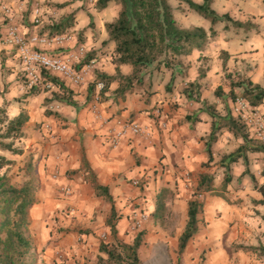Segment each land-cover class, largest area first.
Returning <instances> with one entry per match:
<instances>
[{
  "label": "crops",
  "instance_id": "0c3cea01",
  "mask_svg": "<svg viewBox=\"0 0 264 264\" xmlns=\"http://www.w3.org/2000/svg\"><path fill=\"white\" fill-rule=\"evenodd\" d=\"M36 1L33 2L34 5L31 7L29 17L33 18L36 14L37 20L39 17L40 21L30 26L28 23L24 24L21 31L26 35L36 33V30L38 32L40 23L46 20L49 21L51 18H48V15H52V12L57 13L48 4L42 3L43 5H41ZM110 1L107 2L109 3ZM168 1L173 8L174 17L180 25L189 27L196 24V19L186 4L183 2L171 4L174 0ZM193 1L199 2L200 0ZM214 1L212 0L211 4H214ZM111 2L112 7H115L114 10H111L112 14L115 13L111 18L113 19L117 15L119 4L114 1ZM108 3L106 6H108ZM235 3L234 13H230L229 6H224L221 10L212 7L219 13L227 12L232 18L249 22L251 24L250 28L243 29L240 26H232L230 23H227L226 28H222L221 22L216 23V34L208 38L202 50L194 49L187 55H181L179 62L173 64L171 68H159L162 71L166 69V77L164 72H162L160 75L162 76V82L157 84L158 86L156 87L155 85L151 87V89L155 90L151 95V97H154L153 102L148 98L144 99L140 93L137 101L132 100L130 102V105H132L130 108L125 104V91L123 93L115 91V87L118 85V78L110 81L107 89L99 93L97 100H93V95L90 92L88 93L87 84L92 81L94 70H101L108 74H114L115 72L113 69L114 63L111 60L113 42L103 41L107 35L105 31H102L101 26L98 30L89 28L85 31L86 29H84V36L88 38L82 42H77L73 37V39L62 43L64 44L62 49L76 48L79 45L84 48L85 52L89 51L88 54L91 57H89L88 61L91 62V68L94 69L86 74L84 84L74 86L58 79L61 81L62 87L51 84L50 88H41L36 95L23 98L25 100L24 104L18 102L16 98L13 99L17 94L12 93V96H7L3 93L0 95V102L5 100L8 105V107L4 108L7 117L15 114L20 109L19 107L21 109L24 108L23 110L28 118L22 126L23 132H26V129L30 130V127L40 121H42V125L50 124L53 136L37 139V132L33 130L32 133H26L28 136L26 147L29 151L35 152L38 158L37 150L39 147L43 150V155L45 156L40 161L37 160V156L34 157L37 163L36 171H39L42 165L44 166V172L53 170L58 173L54 181L45 182L48 192L54 195V186L60 183L67 184L72 188L73 198L70 201L75 208L79 209L84 218L87 217L86 221L83 220L88 224H85V226L94 227L97 232L105 231L106 227L109 229L104 221L108 214L110 203L101 196H95L90 178L108 187V191L112 195L115 212L114 219L112 218L113 226L116 228L117 236L124 241H128L127 237L130 234L128 226L130 214L128 215V213L134 209L133 205L130 206V201L126 200L129 196L133 195L136 197L133 202L140 205L145 200L148 207L147 212L152 219H154V216H158L165 207L170 209L173 215L177 216L178 214V231L170 240L162 233L155 236L154 242L148 241L144 237L138 251L142 248L143 252H148L147 258L150 264H159V261L161 262L164 259L173 260L177 249V237L186 219V202L190 195L187 197L185 191L179 189L180 187L178 186V191L171 188L173 192L168 197L170 199L164 201L165 191H169V188L162 187L152 202L149 189L151 187L150 185L148 186L146 180L156 177V179L154 178L155 184L168 185L171 179L181 180L186 178L185 176L187 175L191 179H195V174L197 182L199 173L210 172L214 175L215 165L219 169H217L213 179L215 180V177L220 178L222 177L220 173V168L222 167L218 163L211 164L218 160L222 153L233 149L238 142V139L235 138V145L230 149L223 150L224 143H222L221 147L219 146L221 140L225 141L224 139L226 138L227 141L228 138L232 137L229 131L223 129L211 144V160L206 165H202L203 162H206L203 137L209 131L210 116L199 104V101L214 102L215 110L222 109L219 98L213 94V89L216 86H220L218 85L220 79L224 77L222 74L224 70H221L223 66L218 53L221 50L228 52L224 65L226 71L230 69L229 61L232 59L234 60L236 77H248L250 81L260 85L264 82V1L235 0ZM81 4L79 3V6ZM75 8L76 6H73L69 12L74 11ZM79 11H82V9H79ZM88 13L91 15L92 12L89 11ZM74 15L76 19V15L81 16V13L74 11ZM188 19L194 20V23H188ZM104 21L108 20L103 18L101 25ZM48 23H46L42 33L53 32L50 27L53 21L50 20ZM78 28L82 29V27ZM92 30L98 33V37L96 35L92 39L89 37L92 35ZM211 47H214L217 51L215 53L217 59L214 62L203 59L206 56V52L213 50ZM123 64L127 63L119 64V71L122 74L129 73L130 69L121 68ZM171 71L174 77L171 81L170 90L166 91L164 88H166L165 84L168 82V76H170ZM199 74H201V77H199ZM164 79L166 80L164 81ZM188 82H196L198 84L199 101L186 99L184 96L182 87ZM220 87L222 90L227 91L229 85ZM137 92L139 93L140 91L138 90ZM56 93L57 95H55ZM60 95H63L64 99L70 98L72 102L59 100L56 96ZM156 95H160V98H155ZM172 99L173 101L176 100L178 104L169 105ZM140 100L146 105L142 104V106L137 108L136 103ZM230 104L231 100L228 99V105L230 106ZM257 108L263 114L264 103L258 105ZM122 119L137 122L147 131V135H134L126 131L124 134H120L116 143H113L110 140V135L120 129V125L116 123V120ZM247 156L249 158V154ZM236 164L237 161L233 165L234 170L231 171V175L234 176L241 172L239 164ZM157 165H161L159 170H156ZM128 180H130V183L127 182ZM159 180L163 181L159 182ZM133 181H136V183H132ZM213 186L216 185L213 183ZM207 193L209 192L199 195L202 199V212L198 217L200 220H204L205 226L210 221L204 217L206 209L204 203ZM254 194L253 196H257ZM214 195L219 194L213 193L211 198L216 204L219 199ZM58 201L60 203L62 199H58ZM154 209L158 212L152 214L151 212ZM221 213L219 209L213 213L215 214L213 215L215 220L219 223L213 224V226L211 224L209 231L205 229L206 227L201 229L200 220L198 221L197 232L186 242L180 253L181 264H186L191 258L196 260L199 253H203L205 264H224L227 257V243L226 238L223 237L226 224L224 223V218L221 217ZM89 217H93V219L90 221ZM201 230L203 233L202 237H198L194 241L196 234ZM84 232L86 234H83V240L86 244L79 249L73 247L72 252L75 253L74 258L78 263L86 261L93 264L96 256L102 254L97 250L99 240L93 237V231L85 230ZM197 241H199L198 244L200 246H195ZM153 243H155V246L151 245ZM138 257L140 264H144V258L140 255ZM70 264L75 263L71 261Z\"/></svg>",
  "mask_w": 264,
  "mask_h": 264
},
{
  "label": "rangeland",
  "instance_id": "374dc122",
  "mask_svg": "<svg viewBox=\"0 0 264 264\" xmlns=\"http://www.w3.org/2000/svg\"><path fill=\"white\" fill-rule=\"evenodd\" d=\"M34 1L0 0V62L2 61V66H0V95H2L3 93L7 96H12V93L17 94L16 97H13V99L16 98L21 104L25 103V100L23 99V93L26 90L30 89L31 86H38L40 89L50 88V86L46 87L41 83L37 84V86L34 84L29 86L32 80L24 69L22 60L20 58L18 45L7 42L5 38L6 28L9 22L6 12H9V14H11L13 17L11 21L18 26L20 35H23V40H27L29 34L26 35L21 31L22 26L27 23L29 26L35 25L40 21L39 17L37 21H33L32 18L29 17V12L31 11V7H33L34 5ZM36 2L41 5H43L42 3L48 4L51 9L56 10L57 13L52 12V15H48V18H51L50 20H52L53 23L59 21L70 12H80L81 16L76 15L75 19L74 15L73 23L63 30L64 32L71 34L72 39L74 37L77 42H82L84 39L88 38L84 36V29H86L85 31H87L89 28H96V30H98V28L101 26L102 31H105L103 24L101 25V21L103 20V18L105 20H109L115 15V13L112 14L111 12V10L115 9V7H112L111 1L108 3V6L104 7L102 10H97L95 8L93 0H51L43 2L37 0ZM78 2L82 4L79 6ZM176 3L177 1L174 0L171 4ZM211 5L218 10H221L222 8H224V6H229L230 13H234L236 8L235 0H215L214 4ZM73 6H76V8L74 9V11L69 12V10ZM79 9H82V11H79ZM87 10L88 12H92L91 15L87 12ZM190 11L196 19L195 25L201 26L203 28L209 25V21L207 19H205L204 17L202 18L192 10ZM99 15H101L100 18ZM50 20L41 22L40 27H38L39 31L37 32L36 30V32L42 33V31L45 29L46 23L49 24L48 22H50ZM187 21L191 24L194 23V20L191 19H188ZM78 27H82V29H79ZM49 33L50 32H48V34ZM95 35L96 37H98V33L92 30V35H90L89 37L92 39ZM211 48L213 50H209L208 52H206V56L203 57V59L211 60V62H214L217 59V55H215L217 51L214 47ZM86 53H89V51L83 54L81 61L83 60V57L84 55H86ZM219 57H221L220 54ZM229 64L230 69L228 71H226V67L224 66L221 68L222 71L224 70L222 72L224 77L220 79V83L218 84L220 86L228 85V78L225 76L226 73H228L233 79L238 78L236 77L234 71V60L231 59L229 61ZM161 67L163 66H160L159 68ZM111 68L113 67L111 66ZM121 68L131 70V66L128 64H123ZM159 68H155L154 65L151 64L149 65V67L142 71L139 82L132 80V83L129 85L130 90L125 91V104H127L131 108L132 105H130V102L132 100L137 101V97L140 93L142 94V97L144 99L148 98L150 101H154V97H151V95L155 90L151 89V87L154 85L156 87L158 86L157 84L162 82V76H160L162 72H164V76L166 77V69L162 71V69ZM113 69L115 71V68ZM165 80L166 79H164V81ZM166 84L168 85V87H166L168 89H164L168 91L170 90L171 82L168 81L166 82ZM138 90L140 91L139 93L137 92ZM94 91V88L90 91L91 95L94 94ZM158 97L160 98V95L155 96V98ZM170 103L171 104L169 105L178 104L176 103V100L173 101V99ZM142 104L146 105L141 100L137 102V108L142 106ZM199 104L202 105L200 102ZM0 106L4 108L6 106L8 107L5 100L0 102ZM202 107L206 109L204 105H202ZM19 108L21 109V107ZM23 109L24 108H22V110ZM220 109L221 108L216 110L221 112ZM41 123L42 121L38 122V124L36 123L34 126L30 127V130L26 129V132L22 131V137L20 139H14V145L18 147V149H20V153H12L8 150H0L1 154L11 159L10 164H6L0 167V172L6 173L9 176L10 181L15 184L19 185L25 181H31L34 184V195L36 201L29 209L28 214L30 221L26 229L27 234L30 236L34 245L33 254L37 259V263L70 264L71 261H74L75 264H82L86 261L78 263V261L74 258L75 253L72 252V248L74 247L79 249L84 246V244H86L83 240V234H86L84 231H93L92 235L97 240H107L110 238L109 229L106 227L105 231L97 232L95 231L96 229L94 227L85 226L87 222H84L83 220L86 221L87 217L84 218V216L79 212V209L75 208L74 204L70 201V199L73 198V190L67 184H54V195L47 191L45 182L47 183L52 182V180L54 181L57 178L58 173L54 172L53 170L50 172L46 170L45 173L44 166L42 165L40 167V170L36 171L37 163L34 157H36L37 155H35V152L29 151L26 147V143L28 142V136L26 135V133H32V131L35 130L37 132V139H39L40 137L48 138L50 137V135H52L50 124L47 123L46 125H42ZM29 139L31 140L30 137ZM224 140L225 141H223L222 139L221 143L219 144V146L221 147L222 143H224L223 150L232 148L236 143L233 136L228 138L227 141L226 138ZM36 153H38L39 155V158L37 156L38 161H40L41 158L45 156L43 155V150L40 147ZM217 163L218 160L214 161L211 165ZM234 163L235 162L230 165L231 171L234 170ZM237 164H239V170L244 169L241 161H237ZM160 166L161 165H157L156 170H159ZM246 166L248 172L253 175L254 180L252 181L248 174L243 175L239 173L235 176L232 175L230 182L227 183L226 188L223 189L224 196L214 195L215 197H217V199H219L218 203L216 204H214L211 198L213 197V193H216L218 189H220L219 187L221 184V177H215V180H212V182L216 185L214 186L215 190L209 191V193L206 194V200L204 203L206 207L204 211V217L205 219H209L210 221L207 222V226H205L203 219L199 221L201 229H204L206 227L205 229L208 230L211 224L213 226V224L216 225L219 223L213 216L216 213H213L218 209L221 210V217L224 218V223L226 224V229L223 232V237L226 238L227 257L224 264H264V257L260 258L254 252L250 250H244L241 247L242 245L244 247L255 246L257 244L264 245V195L262 196L258 191L260 185H262L264 189V152L249 153V158ZM217 169L219 168L217 167V165H215V172L213 171L214 175L217 173ZM220 170V173L222 174V168H220ZM194 176L195 179H191L189 175L185 176L186 178H182L181 180L171 179L168 185H159L158 183L155 184L154 178L156 179V177L146 180L148 186L150 185L151 187L149 188L151 193V201L153 202L155 195H157V192H159L162 187L169 188V191H165L164 201L170 199L168 197H170V193L173 192L172 189L178 191V186L180 187L179 189L185 191L186 196L188 197L196 183L197 177L195 174ZM161 181L163 180H159V182ZM127 182L130 183V180H128ZM253 193H255L257 196H253ZM209 196L210 198H208ZM135 198L136 197L131 195L126 199L130 201V206H134V209L128 213V215L130 214V221L128 222L130 234L127 237L128 241H131L132 237L140 230L143 231V240L144 237H146L148 241L152 242H154L153 240L155 236L159 233L164 234V236H166L168 240L176 235V232L178 231L177 213V216L173 215V212L170 209H166L165 207V209H163L158 216H154V219H152L149 217V214L147 212L148 207L146 206V201L144 200L140 205L139 203L133 202ZM58 199H62L63 202L60 201L59 203ZM88 219L91 221L93 217H89ZM202 235L203 233L201 230L196 234L194 241L197 240L198 237L201 238ZM198 242L199 241H197L196 244L194 242L195 246H200ZM151 245L155 246V243ZM88 247H90V245H88ZM142 252V248L139 249L138 255L144 258V264H150L149 259L147 258L148 252ZM175 257L176 254L173 260L164 259L161 262L159 261V264H172L175 260ZM93 262V264H96L97 258H95ZM186 264H205L203 253H199L196 260L191 258L187 261Z\"/></svg>",
  "mask_w": 264,
  "mask_h": 264
},
{
  "label": "trees",
  "instance_id": "16d2710c",
  "mask_svg": "<svg viewBox=\"0 0 264 264\" xmlns=\"http://www.w3.org/2000/svg\"><path fill=\"white\" fill-rule=\"evenodd\" d=\"M110 0H93L97 10L104 8ZM119 4L117 15L108 21L103 22L106 32L105 41L113 42V52L111 60L114 63V74H108L101 70H94V77L91 83L87 84L88 93L93 89L94 82L101 80L103 83L99 92L107 89L110 81L118 78V85L115 91L123 93L130 90L129 85L132 80L140 81L141 73L149 65L155 68L160 66L171 68L173 64L179 62L181 55L188 54L192 50H202L209 37H213L217 30L215 24L222 23V28H226L227 23L232 26H240L243 29L250 28L249 22H243L232 18L227 12L219 13L211 3L212 0H176L183 2L187 8L197 13L202 18L209 21L207 29L201 26H182L173 15V8L168 0H111ZM264 1V0H263ZM74 13L70 12L59 21L51 24L53 32H61L73 23ZM226 50H221V64L225 65L228 57ZM91 56L88 53L83 57L81 63L87 62ZM127 63L131 66L129 73L122 74L118 65ZM2 66V61L0 62ZM45 81L62 87L61 81L55 76L42 72ZM229 88L222 90L220 86L213 89V94L218 97L222 104V112L215 110L214 102L199 101L198 84L188 82L182 87L186 99L199 101L205 106L206 113L210 116L209 131L204 137V152L206 153V165L212 158L211 144L216 140L217 135L223 130H227L234 138L238 139L236 146L228 152H224L218 158V164L222 167V177L220 189L216 192L224 196L223 189L230 182L231 164L240 160L244 169L241 174H248L253 181V175L247 170L248 154L254 152H264V147L255 140L247 125L240 117L231 112L228 99L233 100L234 96H241L249 106L257 107L264 103V82L262 85L253 83L248 77L233 79L228 73ZM264 76V72H263ZM173 73L170 72L168 81L173 80ZM201 77V74H199ZM165 87H168L165 84ZM40 88L30 87L23 93V97L34 96ZM57 95V93L55 94ZM59 100L72 102L69 98L64 99L63 95L56 96ZM46 112V111H45ZM264 116V112L262 114ZM187 117V116H186ZM24 110L19 109L15 114L7 117L4 107L0 106V150H8L12 153H20V149L14 145V139L22 137V126L27 121ZM188 118V117H187ZM11 159L0 153V167L10 164ZM212 173H199L198 180L190 193L186 202V219L177 237L176 257L172 264H181L180 253L186 242L197 232L198 215L202 212V199L199 197L204 192L213 191ZM90 183L95 196L103 197L110 203L108 214L105 218V225L109 227L110 238L99 239L96 264H140L138 248L142 244L143 231H138L131 241H124L116 234L113 226L114 205L112 195L106 185L95 182L90 178ZM258 191L263 196L264 189L260 185ZM34 184L25 181L15 184L10 181L9 176L0 172V264H38L33 254L34 245L27 234L29 219V209L35 203ZM260 202V201H259ZM156 213L153 210L151 213ZM244 250L254 252L258 257H264V245L241 246ZM91 264V263H82Z\"/></svg>",
  "mask_w": 264,
  "mask_h": 264
},
{
  "label": "built area",
  "instance_id": "2783aa9c",
  "mask_svg": "<svg viewBox=\"0 0 264 264\" xmlns=\"http://www.w3.org/2000/svg\"><path fill=\"white\" fill-rule=\"evenodd\" d=\"M6 13L9 22L6 28L5 38L7 42L18 45L22 64L32 80L29 86L32 84L37 86L39 83L46 87L51 85L50 82L44 80L42 72L55 76L57 79L74 86L85 83L84 77L92 68L90 61L81 63V58L85 53L84 48L78 45L76 48L62 49L64 47L62 43L72 39L71 34L64 31L49 34L36 32L30 33L25 41L23 40V35L19 33L18 26L11 21L13 19L12 15L9 12ZM32 20L37 21L36 14ZM41 46L46 47L42 48ZM102 86L103 83L101 80L94 82L93 88L95 91L93 100L98 99L99 90ZM230 110L234 115L243 120L251 136L264 147V116L259 109L249 106L241 96L236 95L231 100ZM116 123L120 125V129L110 135V140L113 143H116L120 134H124L126 131L134 135H147V131L137 122L122 119L116 120ZM132 183L135 184L136 181Z\"/></svg>",
  "mask_w": 264,
  "mask_h": 264
}]
</instances>
